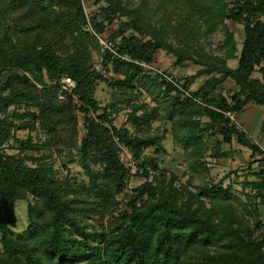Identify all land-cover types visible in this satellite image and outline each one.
I'll return each instance as SVG.
<instances>
[{"label":"trees","instance_id":"16d2710c","mask_svg":"<svg viewBox=\"0 0 264 264\" xmlns=\"http://www.w3.org/2000/svg\"><path fill=\"white\" fill-rule=\"evenodd\" d=\"M96 1L107 6L102 20L91 17L94 31L105 35L118 20L108 39L129 60L102 53L83 0H0V264H264L263 145L236 122L248 105H264L257 77L264 78V0ZM229 23L243 27L240 53ZM203 28L205 36L222 28L218 54L200 46ZM159 52L174 67L201 68L176 80L187 96L142 66ZM96 56L121 79L99 73ZM234 59L236 69L228 66ZM202 76L208 79L190 91ZM66 77L78 84L80 107L70 95L59 98ZM228 79L237 90L212 97ZM100 81L112 89L105 106L96 98ZM123 112L125 123L115 126ZM169 134L184 153L186 182L161 165ZM234 143L258 162L235 183L241 190L211 178L209 158L227 159L224 147ZM121 147L145 179L124 202L134 174ZM72 165L88 182L71 175ZM21 200L28 227L15 235Z\"/></svg>","mask_w":264,"mask_h":264},{"label":"rangeland","instance_id":"374dc122","mask_svg":"<svg viewBox=\"0 0 264 264\" xmlns=\"http://www.w3.org/2000/svg\"><path fill=\"white\" fill-rule=\"evenodd\" d=\"M126 2L132 3V5H138L140 3V0H125ZM84 7L89 14L90 17L97 16L99 17V20H102L101 12L102 8L106 7L105 1H99L96 0H83ZM173 24L177 23L175 19H173ZM118 20L113 25H109L107 27L105 36L109 37L111 36L117 28ZM229 26L231 28L233 27H240L238 28L237 34V41L239 42L238 48L241 51L242 50V42L244 39L243 34V27L235 25L233 23H229ZM242 27V28H241ZM189 31H185V33H188ZM224 39V34L222 28L218 29L216 33H214L211 36H205L204 35V28L202 29L201 38L199 41L200 46L203 48L206 52H211L213 54H218L219 46L221 45L222 41ZM193 43V41H192ZM195 44V43H193ZM100 57H95V67L99 65ZM156 68L163 69L165 72L170 73V75L174 76L173 74L175 71L177 72L176 75H182L183 70H180L177 68L176 70L173 69V57L169 56L168 54L164 52H159L156 58V63L153 64ZM229 66L232 69L237 68L238 61H231ZM107 74H102L105 76V78H111L110 72L106 70ZM174 72V73H173ZM115 79H121V77L115 73L112 74ZM103 76V77H104ZM178 77V76H177ZM176 77V78H177ZM258 78H261L260 75L257 76ZM232 81V80H231ZM234 83V82H233ZM96 98L98 101L101 102L103 106L108 104L112 100V89L106 82L100 81L96 85ZM224 96H227V93H224ZM146 100L149 102V100L146 98ZM250 118H253V116L256 119V125L252 122L251 129L247 130L249 134H251L252 138L258 142H262L260 139V130L262 122H264V107L260 106H252L247 112L244 111L242 114H238L236 117H238V124L243 126V117L247 116ZM253 115V116H252ZM79 117V130H80V138H82L84 134L83 124L84 119L82 114H78ZM242 117V118H241ZM127 119L126 112L121 113L119 116H117L114 119V125L115 126H122ZM157 126V124H155ZM170 130V126H169ZM36 135L34 134L33 137ZM17 138L20 140H26L28 138L27 132H19L17 134ZM213 142V140H211ZM164 146L166 149V154L162 155L160 157V160L162 161V167L166 169L170 173L177 174L182 182H186L188 177L185 176L188 170L187 163L185 161L184 153L180 147H178L173 138L172 135L169 134L164 142ZM224 149L226 151L231 150V155L228 156L226 160L221 161H215L214 159L209 158V163L211 165V178H213L216 182L223 181L225 186L233 185L234 189L241 190L240 184H235L236 182H241L243 179V173L246 172L245 170L250 166L253 165V167H256L258 165V162H255L254 164H251L250 160L251 152L245 147L239 146L238 144L234 143L232 146H225ZM239 150V151H237ZM242 150V152H240ZM8 153L13 154L15 152H12L7 148ZM147 154L154 156L157 158V156L154 154V149H151L147 151ZM128 160L126 157L125 160ZM129 166H134V164L129 161H124ZM63 160H58L56 163V169H58L59 175L65 176L66 173L69 171L63 169L62 167ZM132 166V167H133ZM136 168L133 167L132 174L134 176L132 177L130 184H129V190L128 193L123 195L121 198L123 202L127 200V197L130 196L132 189L140 186L145 182V179L140 176H135L136 174ZM71 175L77 177L80 181H86L88 182L87 177L84 176L83 171L78 167L77 165L70 166ZM251 180H255L254 178ZM27 207L28 202L25 200H21L17 203L16 210H17V226L13 229V232L15 235H18L22 232H24L28 227V218H27Z\"/></svg>","mask_w":264,"mask_h":264},{"label":"built area","instance_id":"2783aa9c","mask_svg":"<svg viewBox=\"0 0 264 264\" xmlns=\"http://www.w3.org/2000/svg\"><path fill=\"white\" fill-rule=\"evenodd\" d=\"M86 11V9H85ZM86 15H87V18H88V21H89V29L95 34V36L98 38L99 40V43L101 45V50H102V53H109L110 55L114 56L115 58H122L123 60H129L127 56H124L122 57L121 55H119L118 53V50H117V47L115 45V43L111 42L107 36L105 35H99L97 34L92 25H91V17L89 16V14L87 13L86 11ZM143 67H145V69L147 71H151L152 73H154L155 75H159V76H162L167 82H170V83H173L176 87H178L183 93L185 96L188 95L187 91H184L181 87V84H178L176 82V79L174 76L170 75V73L168 72H165L163 69H159V68H156L154 65H146V64H142ZM110 70V75L113 74V69L111 66H109ZM95 69L101 73V74H107L106 72V69L104 67V63H103V58H100V62H99V65H97L95 67ZM60 86H61V94L59 96L60 99H65V96L66 95H70L72 96L73 98V102L75 105H77L78 107H80V103L77 99V96L75 95V91L76 89L78 88V84L75 80H73L72 78L70 77H66L64 78L61 83H60ZM105 127H107L108 129H112V126L111 124H109L108 122H105L103 123ZM122 149V152H121V160L122 161H129V160H132V153L131 151L126 148V147H121ZM261 149L263 150V155H259L257 156V159H262L264 158V146L261 147ZM128 158V160L125 158ZM67 174V173H66Z\"/></svg>","mask_w":264,"mask_h":264},{"label":"crops","instance_id":"0c3cea01","mask_svg":"<svg viewBox=\"0 0 264 264\" xmlns=\"http://www.w3.org/2000/svg\"><path fill=\"white\" fill-rule=\"evenodd\" d=\"M238 28H240V27H233V28H231L232 29V31H234L235 32V37H236V39H237V34L238 33H236V32H238ZM242 28V27H241ZM239 43V42H238ZM239 53H240V50H239ZM231 61H238V60H231ZM231 61H229L228 62V66H229V64H230V62ZM230 67V66H229ZM238 67V66H237ZM177 68H179L180 70H183L184 72H183V74L182 75H176V73L178 72H176L175 71V73L173 74L174 75V77H175V79L176 80H179V81H181V82H183L184 81V79H186V78H189V77H191V76H194L195 74H197L198 73V71H200L201 70V68L200 67H198V66H196V65H194L193 63H185V64H183L182 66H179V67H174L173 66V69H177ZM236 69V68H235ZM258 75H260V79L261 80H264V78L262 77V75L259 73V74H257V76ZM178 76V77H177ZM177 77V78H176ZM208 78H207V76H202V77H200V78H198V79H196L194 82H193V84L190 86V91H196V90H198L203 84H204V82L207 80ZM234 81L232 80L231 81V79H228V80H226V81H224L220 86H219V88H218V90H217V94H215V95H213L212 97H217V95L218 94H222V95H224V93H227V96L226 97H228V96H230V94H232L233 92H235L236 90H237V86H236V84H235V82L233 83ZM252 106H254V104H250V105H248L244 110H243V112L244 111H248L250 108H252ZM257 106V105H256ZM260 107H264V105L263 106H260ZM243 112H241L240 114H242ZM253 116V115H252ZM242 118V117H241ZM243 126H241V125H239L238 124V117H236V122H237V124H238V126L240 127V128H242L245 132H246V134L251 138V139H253L252 138V136H251V134H249L248 133V131L247 130H249V129H251L252 127H251V124H252V122L255 124V126L257 127V125H256V119H255V117L253 116V118H250V117H248V115L247 116H245V117H243ZM260 139H261V141L262 142H258V141H256V140H254L256 143H258V144H260V145H263L264 146V122H262V125H261V130H260ZM237 151H239V150H237ZM240 152H242V150L240 151ZM251 152V151H250ZM251 155H252V153H251ZM223 160H226V159H223ZM250 161V163L252 162V159H251V157H250V160H248V162ZM259 213H260V217H261V220L264 222V205H261L260 206V208H259Z\"/></svg>","mask_w":264,"mask_h":264}]
</instances>
